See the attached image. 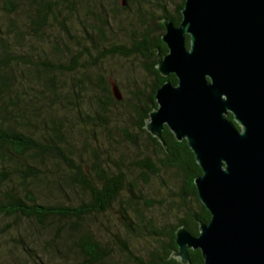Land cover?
<instances>
[{
    "label": "trees",
    "instance_id": "trees-1",
    "mask_svg": "<svg viewBox=\"0 0 264 264\" xmlns=\"http://www.w3.org/2000/svg\"><path fill=\"white\" fill-rule=\"evenodd\" d=\"M77 1L34 0L36 17L31 22L32 33L27 32L25 36L21 30L0 33V219L30 220L41 230H46L51 220L61 222V225L58 223L57 234L65 233L67 249L71 245L82 257L77 264H112L108 259L111 248L103 245L95 233L83 232L81 224L85 218L104 215L119 204L121 224L129 241L134 236L154 242L148 250L136 253L126 240L118 239L131 264H182L173 257L178 250L177 229L184 226L196 236L200 224L211 220L194 183L202 175V170L186 140L178 141L165 126L162 133L164 146L146 130L145 125L157 107V90L167 81L178 84L175 74L164 77L156 66L158 53L164 56L168 52L162 40L165 32L162 20L167 18L178 26L185 0L173 13L167 10L163 0H155L154 4L151 0H126L125 6L118 0H112L110 11L113 19L118 13L127 12L137 5L133 11L141 20L143 31L133 34L129 47L114 45L104 51L95 48L98 56L95 60V55L85 45L68 64L59 59L53 61L47 56L37 57L28 53L31 50H21L25 47L26 37L32 39L34 34H42L49 16L57 20V12L61 15L63 9H75ZM100 19L105 23L103 17ZM98 32L103 35L102 29ZM186 46L190 47L189 36L186 37ZM85 56H89L91 62L110 56L141 58L151 84L149 88H138L130 98L119 101L104 75L95 87L97 91L89 86L96 83L91 72L88 74V66L83 71L78 67ZM59 75L72 77L71 89L63 86ZM43 105H48L46 117L41 115ZM119 105L129 112L136 130V138L128 130H122V136L137 149L141 146L137 141L140 137L145 142L142 145L151 153L138 157L133 164L141 170L142 181L147 182L150 176H158L168 170L178 182L174 192V203L178 209L174 215L176 221L172 223L164 221L162 226H158L137 207L140 196L135 181L128 180V171L120 168L124 164L123 157L113 158L106 152L104 160L99 140L93 144V141L89 142L90 137H87L83 149L92 159L86 161L77 152V143L73 141L70 130L78 126H66L69 114H77L81 122L78 125L82 124V129L87 130L86 126L90 125L93 133L104 131L109 134L108 111ZM228 118L233 120V115L228 114ZM66 187L81 190L86 199L77 206L52 205L41 199L40 192L56 188L58 192L66 193ZM126 191L128 198L123 200L122 194ZM3 231L0 226V235ZM188 255L190 264H204L201 250L191 249Z\"/></svg>",
    "mask_w": 264,
    "mask_h": 264
},
{
    "label": "water",
    "instance_id": "water-1",
    "mask_svg": "<svg viewBox=\"0 0 264 264\" xmlns=\"http://www.w3.org/2000/svg\"><path fill=\"white\" fill-rule=\"evenodd\" d=\"M181 12L178 26L162 20L168 52L156 66L178 84L157 90L145 128L164 146L165 126L187 141L211 220L196 236L179 227L173 257L190 264L192 249L204 264H264V0H185Z\"/></svg>",
    "mask_w": 264,
    "mask_h": 264
},
{
    "label": "rangeland",
    "instance_id": "rangeland-1",
    "mask_svg": "<svg viewBox=\"0 0 264 264\" xmlns=\"http://www.w3.org/2000/svg\"><path fill=\"white\" fill-rule=\"evenodd\" d=\"M111 2L112 0H78L74 3L75 9H63L61 15L57 12V20L49 16V22L43 27L42 34H32V39L26 37L25 47L21 50L25 52L31 50L28 53L37 57L47 56L53 61L59 59L68 64L84 45L90 49L92 55H95L94 60L98 57L95 48L104 51L114 45L129 47L133 34L143 31L142 22L133 11L138 6H133L127 12L118 13L113 19L110 11L113 7ZM150 2L154 4L155 0ZM181 2L182 0H163L170 13H173ZM118 3L121 4V0H118ZM148 8L146 7V10ZM35 17L34 0H0V33L6 34L9 31L14 33L19 30L24 36L27 32L32 33L31 22ZM100 17H103L105 23ZM99 29L103 30V35L99 34ZM98 61L91 62L89 56H85L78 66L82 71L88 66L86 68L88 74L91 72L90 75L96 83L89 86L94 89L97 88V83H100L101 75H104L110 84H116L122 96L121 100H124L130 98L138 88L141 90L149 88L151 84V78L143 69L141 58L110 56ZM86 62L89 64L86 65ZM59 78L64 82L63 86L66 89L72 88L70 75H59ZM108 113L109 131L111 132L107 134L100 131L101 135L97 132L93 133L90 125L86 126L87 130L82 129V124L78 125L81 122L77 114H69L68 119L70 120L67 121L66 126L70 127L71 124L78 126L70 130L73 141L77 143V152L86 161L91 160L92 156L90 157L83 146L87 137H90L89 142L93 141V144H97L99 140L104 160H106V152L110 153L113 158H124V164L120 165V168L128 171V180L135 181L136 190L140 196L137 207L144 216L154 220L158 226H162L164 221L169 223L176 221L174 215L178 208L174 203V192L177 191L178 182L173 173L165 170L158 176H150L147 182H143L141 170L133 164L139 159L138 157L149 153L148 148L142 145L145 142L137 137L138 143L141 144L137 149L122 136V130H128L136 138L132 118L123 105L112 106ZM47 114L48 105H43L41 115L46 117ZM111 167L117 169V166L111 165ZM65 189L66 193L58 192L56 188L47 189L45 193L40 192L41 199L48 204L64 206H77L86 199L79 189L74 187ZM127 198L128 192L126 191L122 194V199ZM151 205L153 207L150 208ZM120 216L119 204H115L104 215L85 218L81 226L83 232L95 233L96 238L103 245L111 248L108 259L112 264H131L123 254L117 242L118 239L126 240L128 246L136 253L148 250L154 242L146 237L134 236L129 241L128 235L123 230ZM58 223L51 220L48 228L41 230L30 220L16 221L12 218H1L0 226L4 228V231L0 235V264H77L82 257L70 244V248L67 249L68 244H65L64 240L66 234L61 233V236L57 234Z\"/></svg>",
    "mask_w": 264,
    "mask_h": 264
}]
</instances>
